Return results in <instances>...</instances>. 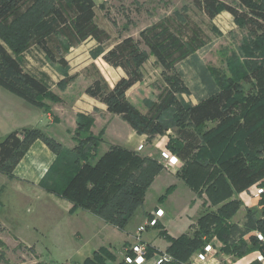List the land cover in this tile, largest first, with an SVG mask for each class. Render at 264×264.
<instances>
[{"label":"trees","instance_id":"1","mask_svg":"<svg viewBox=\"0 0 264 264\" xmlns=\"http://www.w3.org/2000/svg\"><path fill=\"white\" fill-rule=\"evenodd\" d=\"M237 2L239 8L222 0H195L210 19L227 11L253 34L257 31L264 34V2ZM179 19L177 21L173 16L167 17L142 29L138 37L128 35L113 41L111 33L96 21L94 0H0V86L29 104L50 111L47 100L59 101L60 98L52 90L54 81L41 69L46 62L45 58L66 68L69 65L68 51L86 39L93 38L98 44H107L102 54L103 60L115 68H122L125 75L111 86L99 67L91 63L84 71L90 79L85 93L104 103L110 113L120 115L137 133L146 134L147 141H153L158 135L172 130L173 138L167 147L187 164L200 150L196 163L205 168L208 164L207 155L213 158V153L208 151L202 128L210 122L228 120L235 114L242 102L241 86L229 77L215 94L195 104H186L179 99L178 94L190 93V88L177 70V64L208 43L201 29L191 25L187 18ZM28 50L39 58L34 72L26 68L29 61L25 63L21 57ZM149 57H154L161 67L164 86L157 100L149 104L146 112H142L128 99L127 91L142 82L144 65ZM68 82L61 80L58 86L65 90ZM254 102H257V108L250 109L246 116L254 115L255 119L251 122H259L249 129V133L258 138L253 148L245 149L244 145L238 154L240 158L245 156L248 162L246 165L242 161V166L246 167L245 177L234 186L239 191L264 178V88L260 89ZM168 114L172 117V124L166 122ZM94 123L92 115L77 114L76 131L89 135L82 142L84 147L78 148L77 145L71 150L39 128L26 127L11 131L0 141V171L13 177L15 165L32 142L41 139L57 157L40 185L48 192L70 201L71 212L87 210L123 230L143 205L148 188L163 164L157 158L141 156L135 150L120 145H111L93 164L100 143L104 141L101 136L97 138L91 134ZM100 135L103 136V133ZM74 151L78 154L73 157L75 168L62 166V156L64 158ZM223 155L219 159L220 163L229 164L233 160L229 152L224 151ZM197 174L190 168H185L183 173L187 184L196 192L205 184L204 178L199 179ZM224 185H228V182L224 181ZM259 185H264V181ZM212 186L208 187L207 196L216 205L222 204L219 208L222 216L217 217L211 213L201 216V229L194 236L183 233L174 237L162 229L161 233L168 242L165 250L175 260L189 262L195 252L203 250L216 236L223 243L221 250L225 253L240 257L260 250L264 255V243L256 236L251 234L248 239L244 238L245 232L255 229L264 233V215L258 217L255 211L248 209L249 218L245 230L235 238L233 235L237 227L234 223L224 221L223 218L227 217L222 212L231 207L239 208L241 203L228 200L231 198L228 191L216 193ZM171 191L168 187L159 201L165 200ZM258 203H261L264 214V195ZM157 226L164 228L160 224ZM157 250L150 247V255ZM108 259L116 260V256L109 253L108 249L100 248L93 256L86 258L83 264H105ZM251 264L261 263L256 260Z\"/></svg>","mask_w":264,"mask_h":264},{"label":"rangeland","instance_id":"2","mask_svg":"<svg viewBox=\"0 0 264 264\" xmlns=\"http://www.w3.org/2000/svg\"><path fill=\"white\" fill-rule=\"evenodd\" d=\"M222 1L237 8L240 7L237 0ZM262 1L264 2V0ZM172 16L177 21L180 20V17L187 18L191 25L202 30L203 38L208 39L205 46L177 64V70L190 88V93L178 94L179 99L186 104H195L215 94L227 79L232 77L241 86V106L236 109L235 114L228 120L210 122L202 128V136L208 151L213 153V158H209L207 155L206 162L209 165L207 164L205 168L196 163L200 150L196 152L188 164L181 161L176 169H170L164 161L159 160L163 167L155 175V179L156 177L157 179H154L148 188L143 205L137 209L126 227L123 230L117 228L118 232L114 245H125V242H129L132 239L131 233H133L135 226L145 219L143 217L144 211L150 210L156 205H161L169 210L173 223L167 229L159 226L152 227L145 233V239L154 241L155 244L160 246L166 245L167 240L161 233L162 229L174 235L180 231L188 233L189 236H194L196 231L201 229L199 223L201 216L210 213L217 217L222 216L219 209L222 204L216 205L211 202L207 196L208 187L213 185L212 187L216 193L230 192L231 198L228 200L231 199L235 203L240 202L242 205L244 203L243 194L247 196L255 185H259L264 181V178H262L243 191H239L234 187L235 183L245 177L246 167L242 166V161L246 165L248 163L245 156L240 158L238 154L244 145L246 146L245 149L247 147L253 148L254 142L258 138L255 137V134H250L249 129L254 125H258L259 122H251L255 119L254 115H246L250 109L255 110L257 108V102L255 103L254 99L259 96L260 89L264 88L263 32L257 31L256 34H253L247 26L238 22L227 11H222L214 19H210L197 6L195 0H108L97 7L96 21L111 33L113 41H117L128 35L138 37L142 29ZM97 43L93 46H87L84 43L79 48H71L67 54L69 65L66 68L45 58L46 62L42 65L44 68L41 69L51 77L54 83L66 80L71 84L78 80L73 91L74 95H78L82 91L84 81L88 80L82 72L83 65L86 62L95 63L102 73L110 81H113L111 76L106 74L107 71L104 70L105 61L102 58L107 44ZM21 57L25 63L29 61L26 68L34 72L39 58L30 50L22 53ZM153 59L155 58L149 57L144 66L142 82L138 83V87H134L129 92L131 100L142 110H148L149 104L157 100L164 86L162 69ZM116 76L115 74V79ZM56 87L54 89L57 90ZM0 103L3 105L1 108L3 114L6 111L16 112L21 105H27L33 110L36 109V106L29 104L23 98L1 86ZM70 110L71 113L75 111L72 107ZM257 113H260V111H257ZM90 115L95 117L93 114ZM166 122L173 123L170 114L167 115ZM94 124L91 128V134L97 138L101 136L104 141L100 143L98 153L95 154V158L92 160L93 164L109 150L111 142H125L130 129L129 123L118 114H112L109 117L99 114ZM13 128V120L3 115L0 121V141L14 130ZM73 131L76 146L78 145V148L84 147L82 142L86 140L89 133L77 132L76 128ZM50 132L52 131L48 130L45 133L49 135ZM101 132L103 136L100 135ZM160 136L165 137L164 139L169 142L173 138V131L169 130ZM152 142L151 140L148 141L149 148L147 147L143 152H136L141 156L156 158L157 154ZM67 149L71 150L72 148ZM224 151L229 152L230 157L233 158L229 164L219 162V159L225 156L223 155ZM77 155V152L74 151L64 158L62 156L60 163H62V166L73 169L75 168L73 157ZM262 157H264V154ZM185 168H190L198 173L199 179L204 178L205 184L198 189V192L193 190L183 178ZM1 175L7 178L4 174ZM3 181L5 179L0 177V187ZM224 181H227L228 185H224ZM168 187L172 189L171 193L166 196L165 200L159 201V197L166 192ZM22 193L18 187L9 186V183L0 188V264H35L37 262L67 264L68 262H78L75 256L77 248L85 242L72 237L69 226L73 223L66 221L63 216L58 218L50 214L46 208L45 199H37L34 196L24 198ZM222 213L229 219L223 218L224 221L234 223L237 227V231L233 236L238 238L241 232L245 230L244 225L241 226L239 222L244 219L243 223L245 225L248 223L246 211H243L240 206L239 208L231 207ZM211 225L213 226L214 222ZM94 234L95 237H93ZM87 235L89 241L91 240L90 245H100L97 242V232L89 231ZM107 235L108 233L104 234L105 237H103L106 241ZM18 236L33 245H25L19 240ZM106 245L111 244L106 243ZM109 253L113 254L112 251H109Z\"/></svg>","mask_w":264,"mask_h":264},{"label":"crops","instance_id":"3","mask_svg":"<svg viewBox=\"0 0 264 264\" xmlns=\"http://www.w3.org/2000/svg\"><path fill=\"white\" fill-rule=\"evenodd\" d=\"M94 1L96 3V16H97V7H99L103 2L108 1V0H94ZM84 43H86L87 46L88 45L93 46L95 45V43H97V41L93 38L92 39L88 38L82 44L84 45ZM82 44H80L77 47H73V48H79L82 46ZM89 62H86L83 65L82 72L84 74H85L84 71L86 70V68L91 64ZM104 64H105L104 66H106L107 68L106 70L104 69L105 71H107L106 74L110 75L113 81H110V79L105 74L103 73L102 74L105 75V78H107V80L109 81V84L111 86H114V84L122 76H124L125 73L122 68H115L106 62H104ZM115 74L117 75L116 79L114 78ZM87 79H86L87 81H84L85 83L83 85L82 91H80L78 95L73 94L75 85L78 82V80L76 82L69 84L65 90H61L60 87L58 86V83L55 82L54 85L52 86V90L57 96H59L60 100L59 101L47 100V104H49L51 108L50 111H46L44 108H41V107H36V109L33 110L27 105H21L20 108H18L16 112L6 111L3 114L1 112V108L3 107V105L0 103V121L2 120L3 115H5L7 118H10L11 120H13L14 130H21L26 127L39 128L41 130H44L46 133L48 132V130H51L52 132H50L49 134L50 137L60 142L64 147L74 148L76 146V140L73 137V132H74L73 130L77 126V114L78 113L93 114L95 116L94 117L95 123H96V118L98 117L99 114L106 115L108 117L113 114L107 110V106L104 103L84 93L85 88L90 83V79L88 77ZM112 82H115V83H112ZM137 84L133 85L127 91V96H128V99L138 108V106L129 97V92L134 87H138ZM54 87H56L57 90L54 89ZM71 107L75 109L73 113H71V110H70ZM140 110L142 112L147 111V109L146 110L140 109ZM17 117H19V119H17ZM23 119H26V120H23ZM156 139H159V137H156L153 140L152 144L154 146V149L156 150V154H157L156 158L159 160H162L161 155H160V147H162L163 143H160V146H157L155 144ZM142 141H146V144L142 151H138L140 153L146 150V148L149 146V143L147 141V135L137 133L130 126L129 135H128L127 140L125 142H111L112 143L111 145H120L128 149L137 151L136 150L137 146ZM56 157L57 155L55 154V152H53L44 141H42L41 139H37L33 141L32 144L29 146V149L25 152L23 157L15 165V168L13 170V177H9L8 175L0 171V177L5 179V181H3L1 185L3 186L9 183V186L11 187L12 186L18 187L19 190L23 192L22 195L24 198H31L34 196L37 199L38 198L45 199L47 203L46 208L48 209L50 214H52L53 216H57L58 218H60V216H63L66 218V221L73 223V225L71 224L69 226L71 229L70 231L72 232V237L76 238L77 240H84L85 243H83L81 247L77 248V252L75 256L78 262H68L67 264H83L86 258L91 257L94 254V252L100 248H106L109 251H112L113 254L116 256V260L108 259L106 260L105 264H120L121 256H120L119 251L122 249L124 245H114L113 244L115 242V238L117 237V232H118V229L116 226L105 222L103 219L88 212L87 210L80 209L75 212H71L72 204L70 201L52 192H48L40 185L41 180L45 177V175L49 171V168L56 160ZM176 167L174 168L176 169ZM1 174H4L5 176H7V178L3 177ZM243 197H244V203L241 205V209L243 211H246L248 218H249L248 209H252L253 211H255L258 217H263L264 214L262 211V205L261 203H258L259 199L254 198V197L244 196V194H243ZM158 208H162L165 211V215L161 219V226L167 229L168 226H170L173 223V218L170 216L169 210L163 208L161 205H156L154 208L144 211V215H143V217L145 218L144 221L138 223L135 226L133 233H131L132 239L129 240V242H125V244L126 243L131 244L134 241V234L136 233L138 226L142 225L145 222L146 218L149 217L150 213L152 211H155ZM243 221L239 223L241 224V226L244 225L243 227H245V224L243 223ZM149 229L151 228H148L143 233L144 240L147 243H149L151 247H155L159 250H165L168 246V242L166 245L160 246V245L155 244L154 241L145 239L144 235L146 232L149 231ZM89 231H95L98 233L97 242L100 243V245H94V246L90 245L91 240L89 241V238L87 235ZM106 233H108L107 241L105 238H103L105 237L104 234ZM168 233L174 237H178L181 234H183V232H180V231L176 235L170 233L169 231ZM257 233H262L264 235L262 231L255 229V230H251L248 233L245 232L244 238L248 239L251 234L256 236ZM93 237H95V234ZM18 238L25 245H33L31 242L25 240L24 238L20 236H18ZM217 240L218 238L214 236L213 240L209 242L213 244V246L216 249V252L214 254H210L206 261L197 260L196 253L198 251L192 255L191 260L194 261L195 264H251L253 261L257 260L258 255L262 254L260 250H254L243 256L237 257V256H234L233 254H228V253L223 252L221 250V248L223 247V243L220 240L218 241ZM106 243L111 244V245H106Z\"/></svg>","mask_w":264,"mask_h":264},{"label":"built area","instance_id":"4","mask_svg":"<svg viewBox=\"0 0 264 264\" xmlns=\"http://www.w3.org/2000/svg\"><path fill=\"white\" fill-rule=\"evenodd\" d=\"M159 139H156L155 144L160 146V143H163L160 147L161 159L165 164L173 169L178 166L181 160L176 154H174L168 147L167 141L158 135ZM146 141L140 142L137 146V151H142L145 147ZM247 194V193H246ZM264 195V185H255L253 189L248 192V197H254L260 199ZM165 211L162 208H158L155 211H152L149 217L146 218L145 222L138 226L136 233L134 234V241L131 244H125L122 249L119 251L121 256L122 264H195L194 261L190 260L189 262H182L175 260L172 254L166 250H157L155 253H149V248L151 247L143 238V233L152 227L161 225V219L164 217ZM257 238L264 243V235L262 233H257ZM216 252L215 247L212 243H208L204 246L202 251L196 253V258L199 261H206L210 254ZM257 260L264 264V255L260 254L257 256Z\"/></svg>","mask_w":264,"mask_h":264}]
</instances>
